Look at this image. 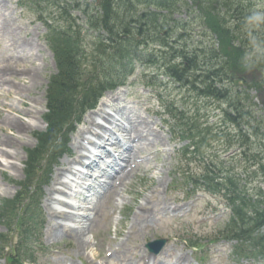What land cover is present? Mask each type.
I'll return each instance as SVG.
<instances>
[{"label":"rangeland","instance_id":"1","mask_svg":"<svg viewBox=\"0 0 264 264\" xmlns=\"http://www.w3.org/2000/svg\"><path fill=\"white\" fill-rule=\"evenodd\" d=\"M1 2V12L6 13L8 19L13 21L15 25L19 26L23 30L25 29V32H27L28 36L33 38L37 46L35 45V49H33L34 58L36 59L39 68H40V74L38 75L40 77L39 83L32 91V96L26 95L28 98H37V102L35 103V106L39 112L43 109V112L40 114L38 113L35 118H30L28 116L22 115V119L24 120H30L33 122V130L27 135L23 136V140L25 141L24 147H32L36 144V139L34 138V133L36 131L44 130L46 125L44 121L40 120L39 116L43 115L45 113V94L46 89L50 80V77L55 73L56 66L53 59V56L51 54V51L49 50L48 46L45 43V35H46V28L41 23L38 22L37 16L29 13L27 11L22 10L18 5V0H0ZM257 8L260 9L262 12H264V2H256ZM187 4H191L190 1H187ZM79 14V13H78ZM80 15V14H79ZM3 18L5 19L6 16L3 15ZM193 33H196L198 28L196 24L193 26ZM203 30V29H202ZM24 32L21 33V36H25ZM19 36V30H15L12 34L9 36H4L1 39L0 48L3 50H9L11 47V44L13 43V38ZM200 35H197V38H199ZM210 39V38H209ZM47 48V49H46ZM0 49V50H1ZM17 54V53H15ZM8 60V58H7ZM148 71H151L148 69ZM142 70L139 68L137 75H141ZM24 79V78H22ZM160 80V79H159ZM167 81L168 79L165 78ZM119 94L116 98V101L111 103L108 101V105H111V110L114 112V109L116 107L121 108L122 106H125V111L128 114L131 115H138L142 116L144 118V126L146 128V131L149 132V135L152 139L158 138V140L155 142V144L152 143H145L146 141L143 140L141 147H143L142 155H144L147 159L143 163V165L140 166L139 170L137 171L136 175L132 178L130 183L127 184L126 187H122V192H124L125 199L131 200L130 203H133L135 200L133 199L134 196L130 194L132 191H137V189H143V183L140 182L141 179L146 180V185L144 188H146L145 193H152V189L156 186L159 180H162L161 187L159 188V193L157 194L158 198L160 199V202L162 203L164 199L168 201H179L186 204L187 209L189 210L188 213L184 216L183 223H185V228L190 229L192 234H196L197 236L208 240L210 237H212L215 234V230L221 226L222 221H224L228 215V209H226L224 202L217 198L212 197L210 195V198L203 194V192H193L189 198L186 197V193L184 192V189L178 190V191H170L167 190L169 188H173L174 184L172 182L173 173L175 164L177 162L176 159V152L175 150L178 149L180 146L183 145V143H176L172 142L171 135L169 131L165 128L161 118L156 115V112L158 110V101L157 98L151 88L145 89L142 87V82L139 84H135L132 88H124L117 92H114L113 94ZM166 93L175 94L176 96L179 94L187 95L189 94L186 89L181 88L178 84H174L171 87L168 86V90ZM191 93V92H190ZM255 94V90L252 92ZM179 98V97H178ZM6 100L9 102V100L5 99L3 96L0 97V101ZM262 101H260V105H257L255 109L257 110V113L259 115L263 116L264 120V106L261 104ZM15 103H18V100H15ZM193 103V100L187 104L188 107H191ZM200 103V113H206L204 116V119H206V116H209V119L212 123L215 125H218L219 128H224L226 125L223 123V117L221 114V110L218 109L219 103L214 100L207 99L205 105ZM194 106V105H193ZM192 106V107H193ZM101 108V105L98 106V109ZM16 115V114H15ZM90 115V113H87L84 117L83 124L80 125L79 128H77L76 132L71 137V152L75 153V148L72 146V144L75 142V139L78 138V134L80 130L84 129L86 122V118ZM43 118V117H42ZM225 125V126H223ZM14 133H16L14 131ZM3 136V132L0 131V138ZM20 149V144L18 146ZM221 149V147L215 145V153L218 151V149ZM23 150V149H22ZM22 150L21 155H22ZM24 156V151H23ZM19 157V156H17ZM16 157V158H17ZM240 157H238L239 159ZM238 160L237 158H235ZM14 160V159H11ZM65 160H71L69 156L64 157L61 161H59V165L63 163ZM19 167L15 170H7L8 174L12 176V179L21 180L24 178V172L23 168L21 166V161L18 159L15 160ZM248 162H246L247 164ZM238 165V164H237ZM191 167H195V164H192ZM58 168V167H57ZM54 169V173L52 176V181L50 185L53 182L54 176L56 175V170ZM197 168V165H196ZM242 168H238L237 171L241 172ZM11 179V181H12ZM49 185V186H50ZM49 186L45 189L44 197L42 200L43 208L45 209L46 213V230L51 225L50 223V215H49V207H48V196H49ZM13 184L8 183L6 180H3L0 184V201L2 198H9L15 195L18 188H15L12 190ZM191 189V188H190ZM167 190V191H166ZM115 194V193H114ZM117 195V194H115ZM184 197H186V200H183ZM107 203L102 205V209L100 212L99 220L100 223L93 229L92 231H88L86 233L87 239H89V247L85 249L82 256H78L77 253L74 251L76 241L69 239L67 236H58V237H50L46 230H45V244L47 245H56L55 248H58V251L47 253L42 256L40 259L41 264H64L69 263L71 258H74V260L78 264H112L113 259L106 257V253L104 252V242L106 239H108V235L111 229L112 224L114 223V215L113 208H115L114 205V195L111 194L108 197ZM141 203V202H140ZM139 203L136 201V206ZM216 209L217 211H213V209ZM118 212L114 211V214L116 215ZM110 215V216H109ZM222 219V221H219ZM155 220V219H154ZM156 221V222H155ZM154 221L153 226L155 225V228L149 227L147 232V235L157 234V235H163L165 237H168V232L172 231L171 234H175V228L170 223H168L167 219H156ZM169 226V229L167 226ZM157 228L160 230L166 231V232H158L156 231ZM128 229H125L124 231H127ZM5 229L0 225V232H4ZM160 233V234H159ZM101 234V235H100ZM143 235L145 233H139L137 238L129 237V234L127 232H124L122 236L118 240H115L116 243H126L125 250H129L127 252L128 256H136L134 252L140 253L141 250H144L145 246V240ZM150 238L149 236H146V239ZM231 245L222 243L221 245H213L211 246V250L209 252L210 257L212 258V264H232L230 260L227 258V252L229 250V247ZM138 247L139 249H136ZM115 249L116 247H112ZM168 255L169 257H173L175 255L181 254L184 251V247H182L180 244L178 245H169L167 246ZM138 250V251H137ZM186 253H190L189 251ZM99 255V257H97ZM108 256V254H107ZM223 256V258H221ZM221 258V259H220ZM220 259V260H219ZM190 261V259H189ZM0 264H6V261L4 259H0ZM244 264V262L242 263Z\"/></svg>","mask_w":264,"mask_h":264},{"label":"trees","instance_id":"2","mask_svg":"<svg viewBox=\"0 0 264 264\" xmlns=\"http://www.w3.org/2000/svg\"><path fill=\"white\" fill-rule=\"evenodd\" d=\"M98 2L103 8L104 15L102 17H94L92 14L87 13L88 23L92 27L97 26L98 24H103V26L108 31H111V33L115 35H118L117 30H119V28H123L125 31L128 30L129 19L124 16V19L121 18L120 20L118 8L123 5L126 7L130 5L131 8L133 5L132 0H98ZM150 2H152L157 8L166 10L167 12V14L165 13L164 15L161 13L158 15L154 13L153 16H155L154 18L156 21L159 20V16L164 17L168 23L173 22L175 26L172 15L178 9L180 0H150ZM195 2L199 8V18L202 19L206 26L212 30L220 43L219 51H215V48H211L209 50L210 57L207 62H199L197 70L202 68L201 64H203V66L206 65L209 69H207V77H204L203 80L205 83L203 92L215 97L217 96L219 98H228L230 105H235L236 100L234 97H232L233 95H224L227 94V92H217L215 89L216 86L213 85V82L219 81V76H226L227 68H238L243 66L245 51H242L241 46L246 45V43L245 41H242L240 42V45H236L234 42L235 40H239V33L242 32L244 20L254 14L251 9V3L249 0H195ZM142 17H145L151 22L149 28H156V24L154 22L152 23L154 18H152L151 15L147 17L146 14H143ZM118 23L119 25L116 26ZM140 25L143 28L146 25V22L141 23ZM144 30H147L146 26L144 27ZM80 44L81 34L80 32H74L73 36H66L63 41H60V44L58 45V47L61 49V73L63 74L62 77L60 76L58 79L61 82L56 83L57 89H59V91L55 95L51 104L53 111L52 121L50 120L52 134H57L61 126V122L58 124L59 121H55V117L58 115L57 119L59 120L64 118V116H69L71 111L72 99L75 96L73 86L76 82V68H79V64L76 60L78 59L77 55L80 54V52H78L79 47H81ZM128 44L129 42L126 40L116 43L120 52H128V54H131V50H129L131 47ZM101 46H103V44ZM220 53H222L227 58L225 62L220 63L218 61ZM194 62L195 60L193 58L192 62H190L191 67H196ZM185 69L186 67H183L182 71ZM207 78L209 81H207ZM190 82L193 84V88H197V81ZM89 98H91V95ZM231 120L237 122V118L235 117H231ZM46 138H49L50 140L51 137L46 135ZM46 138L45 141L47 142H42V146H46L50 143L49 140H46ZM257 209L258 211L255 213V215L258 220L256 221L257 223H255V227H259L261 226L260 224H264V209ZM241 220L244 221L245 218H241Z\"/></svg>","mask_w":264,"mask_h":264},{"label":"bare ground","instance_id":"3","mask_svg":"<svg viewBox=\"0 0 264 264\" xmlns=\"http://www.w3.org/2000/svg\"><path fill=\"white\" fill-rule=\"evenodd\" d=\"M3 15H5L6 18L4 19L2 17V22H0V43L2 37L9 36L15 30H19V36L17 38H13V43L11 44L12 48H10L9 50H0V91L4 90L6 99L10 101L9 103H0V130L4 132L3 136L0 138L1 174H3L6 169H16L19 167V164L11 161V159L19 156V150L21 149H19L18 146L19 144L20 147L23 145V140L22 137L20 138V136L29 133L33 129V123L30 121H25L21 119V117H17L16 115L13 116L11 114H17L18 116L25 115L31 118H34L36 116L37 110L35 107V103L37 102V99L35 97L28 98L26 95L32 96V91H34L40 80V77L38 76L40 74V68L39 65L36 64V59L34 58V54L32 53L33 49H35V44L33 43L31 38L27 36H21V33L24 32L23 29L15 25L12 20L10 21L6 13H3ZM6 56L10 57L12 59V62L3 63V59ZM22 75H24V78H27V81H22L20 79L17 80V78H22ZM4 92H2L1 95H4ZM109 96L111 97V95ZM113 98L114 97H112L111 99ZM15 99L19 100V105L15 104ZM20 105L22 108H20ZM5 112H7L8 114L5 115ZM102 112L104 115H101L104 116L105 119L110 120L108 117V113H106L105 110H103ZM118 113L121 114L120 112ZM121 116H124V114H121ZM126 118L128 120V124L118 123V121H120L119 118L111 120V123L114 127L117 126L128 138H130L132 135L134 137L146 136V132L143 133L145 128L141 129L145 126L140 127L139 125H137L138 123L129 116H127ZM89 123L90 127L88 128V133L90 132L95 136L105 138L106 134L104 135L98 130L104 129V126L98 121V119H96L95 117H90ZM12 130L16 133H12ZM132 142H134V140H132ZM124 145H128L129 148H131V153L127 158L125 156V158L130 162L134 157L133 153L140 152V144L134 145L131 143H127ZM75 147L76 149H81L83 147V144L77 141L75 143ZM84 159H86V155L79 154V156L75 158V161L84 164ZM88 162L89 161L87 160L85 164ZM87 165L91 166L90 163H88ZM124 169L125 168L122 169L123 172L116 179L119 182L114 180L115 177H111V183L113 184V181L116 182V187L114 185H111L112 189L116 190L118 186H124L125 181L127 179H130L131 172H127ZM61 170L67 169L62 168ZM77 175L78 177L83 178L84 176L87 177L89 174L83 176V174L78 173ZM51 190L52 192L58 191L55 186H53ZM59 191L61 192V190ZM107 192L108 190L106 189L105 193L100 197L101 200L105 199ZM58 211L59 210L55 209L54 207L51 209V212H53L54 215H60L64 220L77 221L79 223L77 227L70 228V231L66 232L75 234L74 237L77 239L76 249L79 253L82 249H85L89 245L88 240L85 238L86 232L88 230H91L96 223L94 222V217L92 218L90 216L92 212H86V215L84 214L83 217H76L74 215H71L70 213H61ZM59 224H62V222H60ZM54 228L57 229L55 225ZM115 257L118 264H124L123 260L121 259L120 253L116 252Z\"/></svg>","mask_w":264,"mask_h":264},{"label":"clouds","instance_id":"4","mask_svg":"<svg viewBox=\"0 0 264 264\" xmlns=\"http://www.w3.org/2000/svg\"><path fill=\"white\" fill-rule=\"evenodd\" d=\"M259 18H264V14L262 13H254L250 19H259Z\"/></svg>","mask_w":264,"mask_h":264}]
</instances>
